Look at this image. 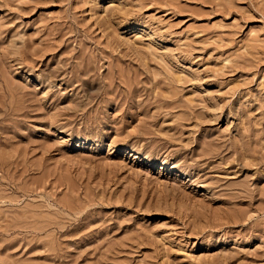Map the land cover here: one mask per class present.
<instances>
[{"label": "rangeland", "instance_id": "374dc122", "mask_svg": "<svg viewBox=\"0 0 264 264\" xmlns=\"http://www.w3.org/2000/svg\"><path fill=\"white\" fill-rule=\"evenodd\" d=\"M0 264H264V0H0Z\"/></svg>", "mask_w": 264, "mask_h": 264}]
</instances>
